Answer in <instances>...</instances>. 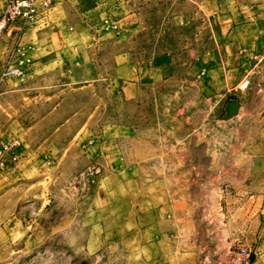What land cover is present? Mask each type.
<instances>
[{
  "label": "rangeland",
  "instance_id": "374dc122",
  "mask_svg": "<svg viewBox=\"0 0 264 264\" xmlns=\"http://www.w3.org/2000/svg\"><path fill=\"white\" fill-rule=\"evenodd\" d=\"M0 53V264H264V0H52Z\"/></svg>",
  "mask_w": 264,
  "mask_h": 264
},
{
  "label": "built area",
  "instance_id": "2783aa9c",
  "mask_svg": "<svg viewBox=\"0 0 264 264\" xmlns=\"http://www.w3.org/2000/svg\"><path fill=\"white\" fill-rule=\"evenodd\" d=\"M52 0H9L4 4L0 11V31L6 28L7 25L16 19L22 21H29L34 18L40 9L47 8ZM28 62L26 58H20L16 65H7L0 71V80L9 76H21L23 74V67ZM17 145V141H12L10 147L2 145L0 148V167H4L7 162L16 160V155L11 153L7 155L8 149ZM7 156V157H6ZM251 250L247 246H240L236 251L230 255L228 264H250Z\"/></svg>",
  "mask_w": 264,
  "mask_h": 264
},
{
  "label": "crops",
  "instance_id": "0c3cea01",
  "mask_svg": "<svg viewBox=\"0 0 264 264\" xmlns=\"http://www.w3.org/2000/svg\"><path fill=\"white\" fill-rule=\"evenodd\" d=\"M3 1H4V0H0V3L3 2ZM33 22H36V20H34ZM2 57H3V54L0 53V58H2ZM9 58H10V57H9ZM5 59H6V60H5V65H4L2 68H0V70H1V69H4L7 65H9V66L13 65V64H12V59H9V60H8V53L5 54Z\"/></svg>",
  "mask_w": 264,
  "mask_h": 264
},
{
  "label": "water",
  "instance_id": "95a60500",
  "mask_svg": "<svg viewBox=\"0 0 264 264\" xmlns=\"http://www.w3.org/2000/svg\"><path fill=\"white\" fill-rule=\"evenodd\" d=\"M232 108V106H230V109Z\"/></svg>",
  "mask_w": 264,
  "mask_h": 264
}]
</instances>
